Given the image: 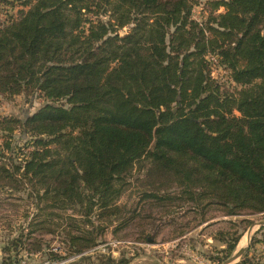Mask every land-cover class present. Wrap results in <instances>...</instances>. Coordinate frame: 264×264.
<instances>
[{
	"label": "trees",
	"instance_id": "1",
	"mask_svg": "<svg viewBox=\"0 0 264 264\" xmlns=\"http://www.w3.org/2000/svg\"><path fill=\"white\" fill-rule=\"evenodd\" d=\"M17 2L0 17V96L43 105L0 119V189L26 192L49 217L81 215L93 228L67 231L74 253L104 232L93 216L122 215L135 167L144 198L177 199L168 191L178 188L197 207L264 212V0H0V9ZM208 54L231 86L212 76ZM255 241L236 264H264Z\"/></svg>",
	"mask_w": 264,
	"mask_h": 264
},
{
	"label": "rangeland",
	"instance_id": "2",
	"mask_svg": "<svg viewBox=\"0 0 264 264\" xmlns=\"http://www.w3.org/2000/svg\"><path fill=\"white\" fill-rule=\"evenodd\" d=\"M21 8L19 2L15 7L3 5L0 17L6 19ZM197 8L202 18L205 12L202 6ZM215 76L230 85L227 71L219 70ZM29 100L24 95L0 96V119L22 118L43 105L40 97ZM3 134L0 132V152ZM126 178L129 184L118 200V204L124 206L122 215L112 223H102L93 216L96 228L104 224L105 230L98 234L97 243L82 253L73 252L67 231L78 234L75 226L87 230L93 227L83 225L84 218L76 211L55 209L53 212L59 216L49 217L47 211L43 213L41 209L45 203L37 207L26 192L0 189V264H20L24 256L30 264H42L49 259L67 260L66 264H110V260L113 264H120L118 261L127 264H225L239 248L244 247L247 252L253 239L256 241L252 252L264 257V229H261L264 225H259L264 221V212L228 215L222 206L211 200L197 207L186 201L178 188L168 191L178 196L177 199L159 202L142 197L143 190L148 189L143 168L135 167ZM70 215L76 222L72 223ZM237 236L236 249L230 254L228 246ZM245 253L229 264L238 263Z\"/></svg>",
	"mask_w": 264,
	"mask_h": 264
},
{
	"label": "built area",
	"instance_id": "3",
	"mask_svg": "<svg viewBox=\"0 0 264 264\" xmlns=\"http://www.w3.org/2000/svg\"><path fill=\"white\" fill-rule=\"evenodd\" d=\"M198 8L197 7H195V9H194V17L196 18V19H201L199 16H198V10H197ZM207 59L209 60V62L211 63V68H212V76L214 77V78H216V73H217V71H219V70H224V71H226L224 68H223V66L222 65H220V63H219V60H218V57L215 55V54H208L207 55ZM67 263V260H51V259H49V260H45V261H43L42 262V264H66ZM20 264H30L29 262H28V258H27V256H24V258H23V260H21V262H20Z\"/></svg>",
	"mask_w": 264,
	"mask_h": 264
},
{
	"label": "water",
	"instance_id": "4",
	"mask_svg": "<svg viewBox=\"0 0 264 264\" xmlns=\"http://www.w3.org/2000/svg\"><path fill=\"white\" fill-rule=\"evenodd\" d=\"M259 225H264V221L259 222ZM253 227L250 228L249 235L252 231ZM249 237V236H248ZM246 252V248L242 247L239 248L227 261L225 264H229L232 262H235L237 259H239L244 253Z\"/></svg>",
	"mask_w": 264,
	"mask_h": 264
},
{
	"label": "bare ground",
	"instance_id": "5",
	"mask_svg": "<svg viewBox=\"0 0 264 264\" xmlns=\"http://www.w3.org/2000/svg\"><path fill=\"white\" fill-rule=\"evenodd\" d=\"M249 235V234H248ZM245 238V237H244ZM244 238H243V240H244ZM246 239V238H245ZM244 242H245V240H244ZM245 244V243H244Z\"/></svg>",
	"mask_w": 264,
	"mask_h": 264
},
{
	"label": "crops",
	"instance_id": "6",
	"mask_svg": "<svg viewBox=\"0 0 264 264\" xmlns=\"http://www.w3.org/2000/svg\"><path fill=\"white\" fill-rule=\"evenodd\" d=\"M247 239H248V235H247ZM242 240V239H241ZM240 243H241V241H240Z\"/></svg>",
	"mask_w": 264,
	"mask_h": 264
}]
</instances>
